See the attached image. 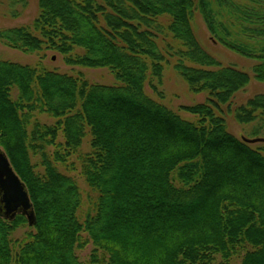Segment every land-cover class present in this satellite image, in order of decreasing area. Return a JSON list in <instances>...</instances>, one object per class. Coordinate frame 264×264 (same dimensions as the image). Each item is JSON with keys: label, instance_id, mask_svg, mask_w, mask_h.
Instances as JSON below:
<instances>
[{"label": "trees", "instance_id": "1", "mask_svg": "<svg viewBox=\"0 0 264 264\" xmlns=\"http://www.w3.org/2000/svg\"><path fill=\"white\" fill-rule=\"evenodd\" d=\"M102 1L105 6L96 0H40L33 29L67 57V65L108 68L118 85L0 61V148L25 184L36 215L35 232L15 253L12 236L27 219L21 213L9 221L0 212V264H232L235 259L264 264V155L229 134L209 106L182 107L199 118L194 123L150 98L149 71L162 78V57L152 36L135 26L167 17L170 33L187 49L183 58L220 67L192 29L198 10L224 46L261 61L254 73L264 83V0H216L217 9L209 0ZM225 13L229 24L219 19ZM101 17L107 29L99 25ZM230 19L236 24L230 26ZM230 27L260 42L261 54L228 41ZM0 40L25 52L41 51L45 44L27 28L1 31ZM76 49L85 54L71 56ZM144 57L153 62L151 69ZM177 70L195 93L208 91L221 104L250 83L234 69L181 65ZM35 107L57 119L56 127L35 122L29 133L33 116L26 111ZM258 111L264 113L263 96L240 108L236 119L254 122ZM86 129L92 153L80 159L81 174L97 200L81 222L80 188L56 163L79 150ZM60 132L65 152L51 156L47 148L58 147ZM33 155L41 157L42 173ZM90 244V260L82 262L77 251Z\"/></svg>", "mask_w": 264, "mask_h": 264}, {"label": "rangeland", "instance_id": "2", "mask_svg": "<svg viewBox=\"0 0 264 264\" xmlns=\"http://www.w3.org/2000/svg\"><path fill=\"white\" fill-rule=\"evenodd\" d=\"M234 1L241 4L249 2L248 0ZM209 2H211L215 9H217L216 0H209ZM39 3L40 0H0V32L15 28H27L33 32L35 37L42 39L45 43L43 50L41 51L25 52L10 48L5 44V42L0 40V61L29 66L35 69L38 73H42L44 71L56 72L60 75H66L71 78L86 81L89 84H99L105 86L118 85L113 73L108 68L92 69L81 66H69L66 64L67 57L55 50L50 44L46 43L43 36L33 29L34 22L40 16ZM96 3L98 5L105 6V2L102 0H96ZM107 11L109 13L113 12V10L108 6ZM228 17L229 16L225 13V16L220 17L219 19L224 20L227 24H229ZM149 23L151 24L148 26L141 22H136L135 26L137 25L140 32L147 31L156 43L159 55L162 57L161 65L163 67V76L161 79H158L152 76L151 70L149 71L145 87L146 94L157 103H160L179 114L183 119L194 123L198 122L199 118L184 112L182 107H194L197 105L209 106L213 109L216 117L224 120L228 133L238 140H241L242 138L264 139L263 112L258 111L256 113L255 121L251 123L242 124L236 119L240 108L245 107L249 101H252L257 97H264V83L258 81L254 73V69L261 64V61L243 57L224 46L218 38L214 37L210 33L202 14L198 10L195 11L191 21L192 29L202 50L220 63V67L209 68L183 58L182 53L187 52V49L170 33L169 26L171 24V19L167 17H160L156 19L150 18ZM235 24L236 22L233 19H230V26ZM99 25L107 29L103 17H101ZM230 31L232 32V36L229 37L228 41H239V43L246 44L256 55L261 54L260 50L263 45L260 42L247 40L243 35H241L239 30L234 27H230ZM84 54V50L76 49L71 56H83ZM144 58L151 69L153 62L146 57ZM181 65L195 70L207 71L234 69L247 74L250 78V83L245 88L235 93L227 104H221L208 91L195 93L191 86L181 76L180 71L177 70V67ZM12 99L17 101V89L13 90ZM26 113H29L31 117L33 116L31 118L30 125L28 126L29 133L32 132L35 122L39 123L43 127L51 128L56 127L58 123L57 119L50 116L46 110L41 107H35L34 111H26ZM91 140L90 130L86 129V135L79 150L67 157L64 163H56L59 171L74 178L80 188L82 205L78 216L81 222H84L86 217L89 214H92L97 200V194L87 185L83 175L81 174L80 159L92 153ZM61 144H65L63 132H60L58 135V147H48V153L51 154V156L57 151L64 154L65 148L60 147ZM251 147L264 155V144H256ZM0 151L5 153L2 148H0ZM40 161L41 157L35 155L32 156V163L36 166V171L42 173L44 169L41 166ZM34 232V228L27 223L13 234L12 240L14 245L16 244L14 246L15 253L19 248V244L27 238V235ZM83 237L87 238V235L84 234ZM93 251L94 246L93 244H90L84 249H79L77 254L79 259L86 263L90 260ZM232 264H241V259L233 260Z\"/></svg>", "mask_w": 264, "mask_h": 264}, {"label": "water", "instance_id": "3", "mask_svg": "<svg viewBox=\"0 0 264 264\" xmlns=\"http://www.w3.org/2000/svg\"><path fill=\"white\" fill-rule=\"evenodd\" d=\"M248 145L264 144V139H243ZM0 205L3 208L4 217L9 221L16 218L19 212H23L30 226L36 225V215L33 204L25 184L15 172L6 153L0 151Z\"/></svg>", "mask_w": 264, "mask_h": 264}, {"label": "bare ground", "instance_id": "4", "mask_svg": "<svg viewBox=\"0 0 264 264\" xmlns=\"http://www.w3.org/2000/svg\"><path fill=\"white\" fill-rule=\"evenodd\" d=\"M243 139H247V138H242L241 139V141L243 142ZM255 139H259V138H253V139H248V140H255ZM34 208V207H33ZM22 214H24L23 212H22ZM25 215V214H24ZM25 217H26V219H27V223L29 224V221H28V218H27V216L25 215Z\"/></svg>", "mask_w": 264, "mask_h": 264}]
</instances>
